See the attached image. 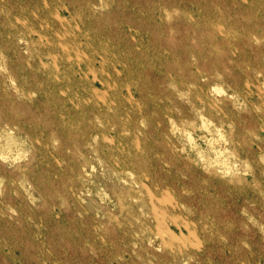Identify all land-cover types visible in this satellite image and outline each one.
<instances>
[{"label":"rangeland","instance_id":"obj_1","mask_svg":"<svg viewBox=\"0 0 264 264\" xmlns=\"http://www.w3.org/2000/svg\"><path fill=\"white\" fill-rule=\"evenodd\" d=\"M0 264H264V0H0Z\"/></svg>","mask_w":264,"mask_h":264},{"label":"bare ground","instance_id":"obj_2","mask_svg":"<svg viewBox=\"0 0 264 264\" xmlns=\"http://www.w3.org/2000/svg\"><path fill=\"white\" fill-rule=\"evenodd\" d=\"M167 198V197H166ZM170 200V199H169ZM171 201V200H170ZM158 233V232H157Z\"/></svg>","mask_w":264,"mask_h":264}]
</instances>
